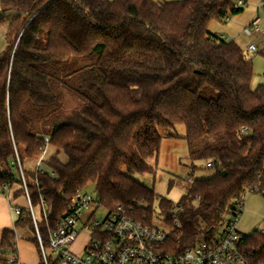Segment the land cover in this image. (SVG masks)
<instances>
[{
    "label": "trees",
    "instance_id": "trees-1",
    "mask_svg": "<svg viewBox=\"0 0 264 264\" xmlns=\"http://www.w3.org/2000/svg\"><path fill=\"white\" fill-rule=\"evenodd\" d=\"M236 1L0 0L2 18L17 13L0 52V187L17 183L13 198L27 189L33 208L46 204L43 234L94 184L101 207L150 224L157 201L170 228L166 249L179 255L215 234L242 197L264 196V85L252 89L253 60L238 44L208 31L241 13ZM93 55L92 64H68ZM66 95L79 100L71 114ZM178 124L192 167L207 161L216 173L174 204L131 175L154 172L158 129ZM173 209L182 211L178 228ZM15 227L34 232L29 212ZM16 241L3 232L0 262ZM245 245L252 264H264V234Z\"/></svg>",
    "mask_w": 264,
    "mask_h": 264
},
{
    "label": "built area",
    "instance_id": "built-area-1",
    "mask_svg": "<svg viewBox=\"0 0 264 264\" xmlns=\"http://www.w3.org/2000/svg\"><path fill=\"white\" fill-rule=\"evenodd\" d=\"M246 3L236 1V7L243 9ZM257 11L264 13V0L257 5ZM228 21V17L224 19ZM247 36L261 33V16L256 17L244 28ZM252 53L258 52L254 44L248 46ZM264 78V72L262 73ZM44 141L48 143V138ZM40 164V163H39ZM38 164V166H39ZM209 168L213 167L208 163ZM24 188L26 184L22 174ZM13 185L0 187V194H7ZM246 197L237 201L234 215L225 216L215 234L202 237L198 243L182 254L167 251L170 228L161 229L145 220H138L126 214L107 211L103 219L95 217L96 212L103 208L96 194L92 195L78 190L70 198L67 211L55 227L47 226L46 234L39 229L30 197L26 189L25 208L12 204L15 216L27 211L34 224V241L37 245L42 264H252V256L246 251V235L239 230V221L244 212ZM43 219L47 221L51 214L46 204H41ZM92 211L91 215H87ZM181 209L169 212L175 227H180ZM81 231H78V228ZM82 233L90 234L87 243L80 253L73 251L74 244ZM0 264H20L19 248L16 245L2 250Z\"/></svg>",
    "mask_w": 264,
    "mask_h": 264
},
{
    "label": "rangeland",
    "instance_id": "rangeland-1",
    "mask_svg": "<svg viewBox=\"0 0 264 264\" xmlns=\"http://www.w3.org/2000/svg\"><path fill=\"white\" fill-rule=\"evenodd\" d=\"M114 1V0H109ZM159 2H170L177 0H157ZM237 15V14H236ZM17 16L15 12H9L4 14V18L0 16V27L4 28V32L1 35L0 41L1 45L10 41L6 35L9 22ZM234 15L229 14V17ZM261 16V32L262 34L253 33L252 36H247L243 29L239 31L236 44H238L244 51L248 59L253 60L254 66V77L252 80V89L256 90L260 85H264V78H262V73L264 72V57L260 54L264 49V13L260 14ZM13 17V18H12ZM226 21L214 20L210 23V26L216 28H221L222 25H226ZM212 24V25H211ZM212 29V28H211ZM208 31L213 33L212 31ZM214 34V33H213ZM219 36V35H218ZM250 44H254L257 47L258 52L252 53L247 51V47ZM5 45V46H6ZM1 48V47H0ZM4 48V49H3ZM0 49V52L5 50L6 47ZM97 60V55L88 56V57H71L68 64H74L75 68H79L85 65L94 63ZM207 98L215 99L217 94L213 91H209ZM79 109V100L71 95H66L63 103V112L65 114H71ZM160 134L163 137L161 148L157 156L148 160V164L154 169L153 173L146 174H132L131 177L143 184L144 186L154 189L156 196L159 198H166L174 204H177L180 199L187 195L191 184L194 180H205L211 179L215 176V169L208 168L207 161H198L195 162V168L192 167L193 161L189 157V149L186 136V128L182 124H178L173 128L161 127L158 129ZM48 150L49 152V148ZM45 152L41 155L40 160L45 156ZM62 160L66 162V157L62 155ZM30 165H34L32 162ZM14 175L19 179L18 171H14ZM18 184H14L13 189H16ZM84 192L94 195L95 194V185L89 184L84 189ZM20 207L25 208L26 200H18ZM153 215L151 219V224L157 226L161 229L168 231V226L164 222V214L159 209L158 202L156 201L153 205ZM35 215L40 224L43 221V213L41 206L34 207ZM107 209H99L95 217L97 219H103L107 213ZM87 215H91L92 211H88ZM239 230L244 233L246 236H250L254 232L258 231L264 234V196L256 193H250L246 196L244 212L241 214L239 221ZM78 231H81V228H78ZM19 232L22 234V237L25 240L20 242V256L22 253V244L27 245V251L29 256L34 259L35 264H41V257L37 248V245L33 242L35 233L30 229L20 228ZM90 234L82 233L79 236V239L74 244L73 251L75 253H80L82 248L87 243ZM36 247V248H35Z\"/></svg>",
    "mask_w": 264,
    "mask_h": 264
},
{
    "label": "crops",
    "instance_id": "crops-1",
    "mask_svg": "<svg viewBox=\"0 0 264 264\" xmlns=\"http://www.w3.org/2000/svg\"><path fill=\"white\" fill-rule=\"evenodd\" d=\"M243 1L246 3V6L243 9H241V13H238L237 15H234L232 17H229L228 14L227 15L228 21L225 22L226 25H222L221 28H216V29L209 25V30L212 31L214 34L222 37V39H224L225 41H234V42L237 41L236 39L238 37L239 31H241L242 29L244 30V28L247 27L256 17L260 16V13L257 11V5L261 0H243ZM0 16L2 18L1 13ZM4 32H6L4 31V28L0 27V38ZM260 34H262V32ZM0 45H1V41H0ZM5 45L6 42L2 46H0L1 47L0 49L6 47ZM247 51H249L248 47H247ZM13 187L12 190L7 194L5 195L0 194V249H1V240H2L3 232L6 230L12 231L15 233L17 238L20 264H35L34 259H32L28 254L27 245L25 243L24 245L22 244L23 250L20 256V247H19L20 242L21 240H25V239L22 237V234L19 232L20 228L15 227L16 216L14 215L12 204L15 203L19 204L18 200L25 198L23 197L19 199L13 198L14 192L19 188L17 187L16 189H13Z\"/></svg>",
    "mask_w": 264,
    "mask_h": 264
}]
</instances>
